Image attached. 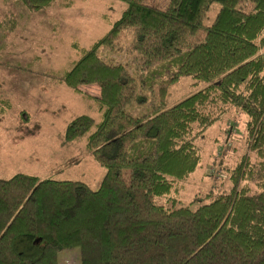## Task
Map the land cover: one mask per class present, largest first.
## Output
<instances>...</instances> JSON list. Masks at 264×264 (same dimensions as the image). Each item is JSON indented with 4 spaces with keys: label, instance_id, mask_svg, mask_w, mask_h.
<instances>
[{
    "label": "trees",
    "instance_id": "trees-1",
    "mask_svg": "<svg viewBox=\"0 0 264 264\" xmlns=\"http://www.w3.org/2000/svg\"><path fill=\"white\" fill-rule=\"evenodd\" d=\"M17 1L38 10L52 0ZM119 1V16L56 75L76 92L97 86L84 95L98 120L77 115L63 137L83 136L103 176L94 189L0 178V264H55L71 247L79 264H264V0ZM211 2L218 8L204 24ZM181 75L202 86L168 105L167 86ZM231 107L246 116L256 160L241 156L227 188L178 205V182L199 161L191 130Z\"/></svg>",
    "mask_w": 264,
    "mask_h": 264
},
{
    "label": "rangeland",
    "instance_id": "rangeland-1",
    "mask_svg": "<svg viewBox=\"0 0 264 264\" xmlns=\"http://www.w3.org/2000/svg\"><path fill=\"white\" fill-rule=\"evenodd\" d=\"M142 1L161 7L166 0ZM124 6L119 0H52L44 8L29 10L17 0H0V178L26 173L98 186L104 170L85 147L84 137H63L66 123L77 115L98 120L95 103L84 95L96 92L97 86L84 84L76 92L56 75L107 30ZM217 8L216 2L209 4L204 24ZM201 86L181 75L168 84L166 103ZM245 121V114L231 107L202 130H191L199 161L178 182V205L218 186L227 188L229 171L241 156L256 160L247 149ZM239 184L253 190L250 182ZM79 257L78 248L71 247L57 251L54 259L55 264H79Z\"/></svg>",
    "mask_w": 264,
    "mask_h": 264
},
{
    "label": "crops",
    "instance_id": "crops-1",
    "mask_svg": "<svg viewBox=\"0 0 264 264\" xmlns=\"http://www.w3.org/2000/svg\"><path fill=\"white\" fill-rule=\"evenodd\" d=\"M93 89V88H92ZM94 90V89H93Z\"/></svg>",
    "mask_w": 264,
    "mask_h": 264
}]
</instances>
